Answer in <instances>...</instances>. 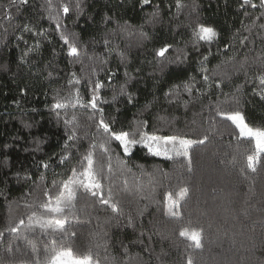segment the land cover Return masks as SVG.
<instances>
[{"label":"trees","instance_id":"1","mask_svg":"<svg viewBox=\"0 0 264 264\" xmlns=\"http://www.w3.org/2000/svg\"><path fill=\"white\" fill-rule=\"evenodd\" d=\"M61 2H71L68 14L60 10ZM180 2L184 7L178 10L177 0L144 6L140 0H81L78 13L75 0H52L51 12L46 0H28L19 12L8 8L11 19H5L10 0H0V231H5L0 264H44L53 248H71L100 264H187L189 258L193 264H264V154L257 172L248 170L254 141L240 138L231 121L216 115L217 109L240 111L250 127L264 128V100L254 92L256 77L264 75V8L259 0H251L256 8L242 7L243 0ZM50 16H59V30ZM196 23L213 27L218 37L194 47L189 26ZM25 24L31 31L23 30ZM62 32L76 42L79 59L68 57ZM165 45H171L165 57H157ZM205 56L208 83L200 71ZM177 57L186 58L169 63ZM190 77H195L191 93L181 87L178 99L175 90L165 96ZM97 81L102 84L98 108L106 122L115 120L116 131L139 126L150 134L193 140L208 135L204 145L191 150L193 171L152 156L141 145L125 156L118 142L109 140L110 152L97 149L94 161L97 169L103 166L105 194L111 187L119 212L80 194L67 213L69 235L37 227L17 239L6 229L22 218L27 223L32 210L41 211L25 205L46 200L45 188L59 195L53 181L67 179L79 167L93 137L98 144L108 139L96 128L99 112L76 103H88ZM58 100L68 107L53 110ZM73 116L79 139L65 150L64 121ZM62 154L69 156L63 164ZM41 161L49 168L40 167ZM181 187L189 189L179 209L182 219L165 216V193ZM186 227L203 230L201 249L179 236Z\"/></svg>","mask_w":264,"mask_h":264},{"label":"snow or ice","instance_id":"2","mask_svg":"<svg viewBox=\"0 0 264 264\" xmlns=\"http://www.w3.org/2000/svg\"><path fill=\"white\" fill-rule=\"evenodd\" d=\"M48 4L49 12L53 8L52 0H46ZM151 0H140L141 6L149 5ZM28 0H10L9 5L5 8L4 18L11 19V15L8 11V8L16 7L19 12L20 7L27 5ZM251 4L252 8H256L257 5L251 3V0H243L242 7L244 5ZM259 6L264 8V0H259ZM177 9H181L184 5L177 0L176 4ZM60 10L68 14L72 9L71 2L63 3L59 5ZM75 10L79 13L82 11L81 0H75ZM52 19L57 20V30L60 29L59 16L51 17ZM109 17H105V20H109ZM125 25L127 22L125 21ZM191 43L193 46H198L201 41L211 44L217 37V31L211 27L206 26L203 23H196L194 27L191 25ZM24 31H31L29 26L25 24L23 26ZM141 35H145L141 32ZM61 40L66 44L67 55L68 57L79 59L81 55V50L77 46L75 41H72L69 36L65 33H61ZM246 39V38H245ZM110 43V41L105 40V46ZM243 43V41H241ZM171 45H165L156 50L155 54L157 57H165V54L168 52ZM225 47H228L225 45ZM121 55H123L121 53ZM186 57H177L176 60H169V63H180ZM92 59V57H89ZM207 56L203 57V60L200 62L201 67L200 71L203 73L202 79L205 83H208L210 77L207 74L209 72L208 68L204 66V62L207 61ZM259 59V58H258ZM247 61H245L246 63ZM101 63H106V61H101ZM261 64H264V60H261ZM244 67V64H241V68ZM95 72V69H93ZM111 80V75L109 76ZM259 84V90H254L256 95H259L261 100H264V75L256 77ZM195 80V77H190L189 81L183 82L182 85L177 84L173 86V89L168 93H165L166 97L172 95L173 90L176 92L177 99L179 98V92L181 87L184 91L191 93L194 88L192 81ZM72 83V81H69ZM76 83H79L77 80ZM216 87H220V83H216ZM102 88L101 82L97 81L92 86V96L87 104L80 103V100L77 99L76 103L80 104L81 107H90L94 112H99V120L96 124L97 130H102V134L106 135L108 139L100 142H96L93 137L92 142L89 144L88 149L84 154L81 155L79 160V167H73L71 169L70 175L67 179L60 181H53V187L59 189V195L53 196L52 193L45 188L42 195L47 199L43 202H40L36 205H28L25 207L29 209L38 208L41 211L32 210L31 214L27 216V223L25 219H20L15 226H10L6 229L9 234H12L17 237V239H26V236L22 235L23 232H28L33 228H40L42 230L48 231L51 230L53 233H62L64 236L69 235L66 229V223L68 222L67 213L72 212L76 208V201L80 194L89 196L94 200L98 201L101 205H107L111 207L114 213L119 212V206L116 203H113V191L109 187L107 194H105L103 181L108 179L107 176L103 174V166L100 169L95 167L94 155L97 149H100L103 153H109V140L118 142V146L122 149L125 156L131 154V147L136 145H141L147 149L148 153L152 156H159L166 160H171L174 163H180L182 166L186 167V171L191 173L193 171V157L191 155V150L196 145H204L205 142L209 139L208 135L203 136V138L198 140L187 139L181 136L176 135H157L154 132L148 133L147 131L142 130L139 126L134 131H116L112 125L115 124V120L111 122H106L103 116V109L98 108V101L100 97L98 91ZM120 93L124 94L125 89L121 86ZM116 97H113L115 100ZM129 103L132 102V98L129 95ZM169 102H174L170 100ZM187 103V102H185ZM68 107L67 103L60 102L59 100L52 105L53 110L64 109ZM75 107V104L73 105ZM59 115V113H57ZM216 115L222 119L231 121L235 128L238 130L239 137L244 139H251L255 143V154L247 156V169L252 173L257 172V165L261 162V154H264V128H253L250 127L246 122L244 115L240 111L234 112H224L217 109ZM93 117H89L92 119ZM76 117L73 116L71 119H65L64 123L66 126V140H65V150H70L73 144L79 139L78 134L75 130ZM143 127H147L148 122L142 121ZM138 137V138H137ZM49 159H52L51 157ZM69 159L68 155L62 154L59 159V163L63 164ZM110 159V157H109ZM186 162V165L185 163ZM40 167L44 169L49 168V163L47 161H41ZM108 171L111 172V164L108 165ZM31 179V177H27ZM43 179V176H41ZM127 185V181L124 182ZM189 195V189L187 187H181L177 192H167L165 193L164 198V215L174 219H182L181 212V201L187 199ZM142 215V213H141ZM132 217H128V224H132ZM202 229L197 228H182L179 231V236L185 238L186 240L191 241L192 247L196 249H201L202 244ZM75 235V233H72ZM143 235V233H142ZM5 236V231H0V237ZM142 242V241H141ZM124 251L127 252V246H123ZM9 252L12 251L11 246L7 249ZM18 250V249H17ZM33 252L36 251V248L33 246ZM47 251V249H46ZM145 251L149 249L145 248ZM35 264H41L39 260ZM44 264H94L93 258L91 255L77 256L71 248H53V252L50 257H46ZM95 264H100L99 260L95 261ZM187 264H193L191 258L188 259Z\"/></svg>","mask_w":264,"mask_h":264},{"label":"rangeland","instance_id":"3","mask_svg":"<svg viewBox=\"0 0 264 264\" xmlns=\"http://www.w3.org/2000/svg\"><path fill=\"white\" fill-rule=\"evenodd\" d=\"M95 264V263H94Z\"/></svg>","mask_w":264,"mask_h":264}]
</instances>
